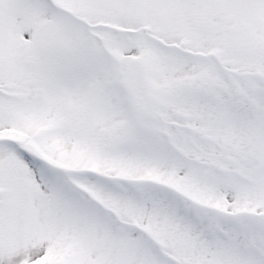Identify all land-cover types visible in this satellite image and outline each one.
<instances>
[{"label":"snow or ice","instance_id":"6c2138e0","mask_svg":"<svg viewBox=\"0 0 264 264\" xmlns=\"http://www.w3.org/2000/svg\"><path fill=\"white\" fill-rule=\"evenodd\" d=\"M0 264H264V0H0Z\"/></svg>","mask_w":264,"mask_h":264}]
</instances>
